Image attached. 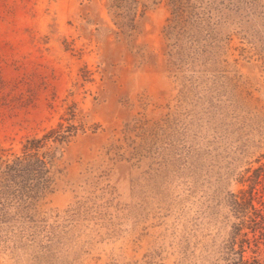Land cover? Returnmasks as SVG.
Returning a JSON list of instances; mask_svg holds the SVG:
<instances>
[{
	"label": "rangeland",
	"instance_id": "obj_1",
	"mask_svg": "<svg viewBox=\"0 0 264 264\" xmlns=\"http://www.w3.org/2000/svg\"><path fill=\"white\" fill-rule=\"evenodd\" d=\"M61 123L0 264H264V0H0V147Z\"/></svg>",
	"mask_w": 264,
	"mask_h": 264
},
{
	"label": "trees",
	"instance_id": "obj_2",
	"mask_svg": "<svg viewBox=\"0 0 264 264\" xmlns=\"http://www.w3.org/2000/svg\"><path fill=\"white\" fill-rule=\"evenodd\" d=\"M70 128L71 126L63 130L61 123L58 127H51L40 137L26 138L20 154L13 153L9 156L7 149L0 147V227L12 222L16 217L32 218L29 215L30 210L53 184L51 172L57 148L51 149L48 143L67 141L71 135L69 131H72ZM243 198L247 199V205L252 209L247 225L253 236L246 238L248 247L252 248V244L260 239L264 241V208L254 205L255 197L252 191H249L247 198ZM235 203L238 208L242 207L238 199H235ZM244 242L245 240H242L240 246L241 260L247 262L243 261V252L246 249ZM255 246L254 252H261L259 246Z\"/></svg>",
	"mask_w": 264,
	"mask_h": 264
}]
</instances>
